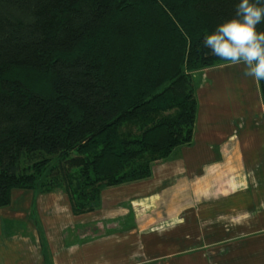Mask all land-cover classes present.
I'll return each mask as SVG.
<instances>
[{"label": "trees", "instance_id": "16d2710c", "mask_svg": "<svg viewBox=\"0 0 264 264\" xmlns=\"http://www.w3.org/2000/svg\"><path fill=\"white\" fill-rule=\"evenodd\" d=\"M236 3L0 0V209L63 189L75 216L94 212L191 145L194 75L229 64L203 38Z\"/></svg>", "mask_w": 264, "mask_h": 264}, {"label": "crops", "instance_id": "0c3cea01", "mask_svg": "<svg viewBox=\"0 0 264 264\" xmlns=\"http://www.w3.org/2000/svg\"><path fill=\"white\" fill-rule=\"evenodd\" d=\"M200 72L213 76L197 84L191 145L156 163L149 179L105 189L100 209L80 219L71 206V218L55 207L51 215L39 195L14 191L0 209V264H264L259 83L243 65ZM81 220L90 227L64 238Z\"/></svg>", "mask_w": 264, "mask_h": 264}, {"label": "clouds", "instance_id": "9594fccd", "mask_svg": "<svg viewBox=\"0 0 264 264\" xmlns=\"http://www.w3.org/2000/svg\"><path fill=\"white\" fill-rule=\"evenodd\" d=\"M264 0H237L235 14L203 38L211 54L230 65H243V75L264 80Z\"/></svg>", "mask_w": 264, "mask_h": 264}, {"label": "rangeland", "instance_id": "374dc122", "mask_svg": "<svg viewBox=\"0 0 264 264\" xmlns=\"http://www.w3.org/2000/svg\"><path fill=\"white\" fill-rule=\"evenodd\" d=\"M208 75L211 77V76H213V73H206V75L203 76V74L201 72H197L194 75L195 82L197 84H199V82H201V84L206 83L207 82L206 78H208ZM69 197H70V195L67 192H65L63 189H57L56 191H53L51 193L41 194L36 199L38 200V203L41 204L42 209H45L47 212L49 211V214H51V215L56 214L54 209L59 208V210H61V209L63 210V216L64 217L66 215V217L71 218L70 215L72 216V213L69 212V206H71L70 201H69ZM103 215H105V204H104L103 211L101 213H99L97 217H95L96 220H99L100 219L99 217H101ZM73 217L80 219L81 217H87V214L82 215V216H73ZM88 219L89 218H87V220ZM75 222H77V221H75ZM90 225H91L90 223L85 224L81 220L75 224L76 229H73V227H71V229L67 230L66 234L64 235V238L69 237L68 239L70 240L73 237H77V235L79 236L80 230L85 231L88 227H90Z\"/></svg>", "mask_w": 264, "mask_h": 264}]
</instances>
